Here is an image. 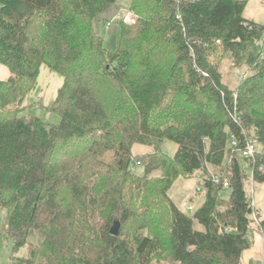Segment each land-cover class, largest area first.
Here are the masks:
<instances>
[{
	"label": "trees",
	"instance_id": "16d2710c",
	"mask_svg": "<svg viewBox=\"0 0 264 264\" xmlns=\"http://www.w3.org/2000/svg\"><path fill=\"white\" fill-rule=\"evenodd\" d=\"M248 1L132 0L134 16L115 19L109 51L94 22L117 0H0V66L11 73L0 80L8 264H242L250 177L230 137L242 141L244 129L264 150V23L244 17ZM226 60L247 73L237 88L223 82ZM43 66L63 78L47 109L55 125L25 104ZM165 141L177 144L173 156L132 154ZM243 160L264 184V155ZM211 168L228 188L212 182ZM180 177L205 195L192 216L169 194Z\"/></svg>",
	"mask_w": 264,
	"mask_h": 264
},
{
	"label": "rangeland",
	"instance_id": "374dc122",
	"mask_svg": "<svg viewBox=\"0 0 264 264\" xmlns=\"http://www.w3.org/2000/svg\"><path fill=\"white\" fill-rule=\"evenodd\" d=\"M131 4L132 0H117L116 4L112 6L107 13L99 16L94 22L96 32L103 38L104 45L109 51H114L116 49L120 35V28L117 25V22H115V19L124 17L126 20H131V18L134 16V13L130 11ZM244 17L257 23H264V0H249L244 10ZM104 18L110 20V24L108 26L100 25ZM222 73L224 84L231 89L237 88L238 84L243 79L241 78L242 74L245 76L247 75L245 70H232L229 66L228 60H226L222 66ZM10 76L11 73L9 69L4 66H0V80H6ZM62 84L63 78L59 74L51 72L46 66H43L41 68L37 88L25 100V104L33 103L35 106L31 108L32 111H30L29 114L41 118L44 122L49 124H58L60 120L59 117L56 114L49 112L47 109L52 104ZM177 148V144L172 141H165L159 148L135 144L132 147V154L133 156H140L147 153H152L154 151H160L169 156H173L176 153ZM257 149L262 150L263 148L257 145ZM240 161L248 177H250L249 181L247 180L246 188L248 197L251 201L252 197L254 196L257 210L264 213V184L253 183L251 180L250 168L242 158ZM134 171H136V173H140L141 168L137 167ZM210 171L212 175L217 176V174H215L217 172L215 168H211ZM152 176V179L155 183L156 180L162 178L161 171L155 172ZM197 185L198 184H196V181L193 178L184 179L180 177L175 181L169 193L174 203L189 216L193 215L194 210L202 204L205 198L204 193L198 194L196 192ZM225 193L226 192H223L222 196H224ZM185 202H187L192 207V209H189L187 206H185ZM5 224L6 212L0 206V231L5 228ZM194 228L195 230H202L201 225L196 221L194 223ZM258 235L255 233V236L249 238L251 247L244 252L242 264H264L263 236L260 235V237ZM30 242L37 244L38 239L31 238ZM12 247L13 242L10 239L6 240L0 252L1 264H8L10 262L13 255ZM26 254V250L23 249L17 255H15L22 257L26 256ZM161 264L167 263L162 262Z\"/></svg>",
	"mask_w": 264,
	"mask_h": 264
},
{
	"label": "built area",
	"instance_id": "2783aa9c",
	"mask_svg": "<svg viewBox=\"0 0 264 264\" xmlns=\"http://www.w3.org/2000/svg\"><path fill=\"white\" fill-rule=\"evenodd\" d=\"M246 76L242 74L241 78H245ZM236 94H234V98L236 99ZM235 103L237 104L236 100ZM233 121L235 124L239 125V127L242 126V115L241 112L237 111V107H236V111L233 114ZM242 133L244 135V139L242 141H240L236 136L231 135L230 137V150H231V157L236 154L240 157V159H249L251 160L253 163H255L256 160V156L257 155H264V150H258L257 149V145L254 143L253 139H251L250 137H248L246 135V132L244 131V129H242ZM230 157V159H231ZM141 165L140 161H137L134 163V168H137ZM261 170L264 171V164L263 167H261ZM252 176H253V172L251 171V180H252ZM202 178L200 176H196V181H200ZM212 182L215 184H222V186L224 188H228L229 186V180L227 178H224L223 180H221V178H219V176H213L212 177ZM253 182V181H252ZM196 191L199 192L201 191V187L197 186L196 187ZM250 201V200H249ZM185 206H187L189 209H192V207L185 202L184 203ZM249 208L251 210V220H252V224L251 227L249 229V231L247 232V238H251L253 236L254 233H258L260 235H262L264 237V230L259 222V218L258 216L262 213L259 212V210H257L255 201H254V196L252 197L251 201L249 202Z\"/></svg>",
	"mask_w": 264,
	"mask_h": 264
},
{
	"label": "water",
	"instance_id": "95a60500",
	"mask_svg": "<svg viewBox=\"0 0 264 264\" xmlns=\"http://www.w3.org/2000/svg\"><path fill=\"white\" fill-rule=\"evenodd\" d=\"M120 231V223L119 222H115L110 230V233L114 236H117L119 234Z\"/></svg>",
	"mask_w": 264,
	"mask_h": 264
},
{
	"label": "crops",
	"instance_id": "0c3cea01",
	"mask_svg": "<svg viewBox=\"0 0 264 264\" xmlns=\"http://www.w3.org/2000/svg\"><path fill=\"white\" fill-rule=\"evenodd\" d=\"M257 235H258V233H256ZM253 236H255V233H254V235ZM258 236H260V235H258ZM261 237V236H260ZM262 239V238H261ZM263 241H264V237H263V239H262Z\"/></svg>",
	"mask_w": 264,
	"mask_h": 264
}]
</instances>
